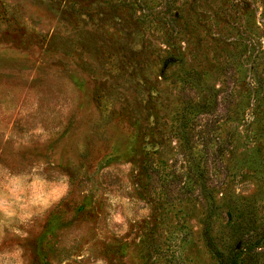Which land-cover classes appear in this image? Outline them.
<instances>
[{
  "label": "rangeland",
  "instance_id": "374dc122",
  "mask_svg": "<svg viewBox=\"0 0 264 264\" xmlns=\"http://www.w3.org/2000/svg\"><path fill=\"white\" fill-rule=\"evenodd\" d=\"M263 227L264 0H0V264H218L206 231Z\"/></svg>",
  "mask_w": 264,
  "mask_h": 264
},
{
  "label": "trees",
  "instance_id": "16d2710c",
  "mask_svg": "<svg viewBox=\"0 0 264 264\" xmlns=\"http://www.w3.org/2000/svg\"><path fill=\"white\" fill-rule=\"evenodd\" d=\"M227 2L233 5L230 1ZM231 5L227 4L226 6L230 8L232 7ZM241 235L242 236L238 237L234 242V246L231 249L232 251L224 255V253L215 246L216 242L214 237L206 231V245L218 260V264H242L244 258L248 254H258V249L264 248V227L255 234L242 233Z\"/></svg>",
  "mask_w": 264,
  "mask_h": 264
}]
</instances>
